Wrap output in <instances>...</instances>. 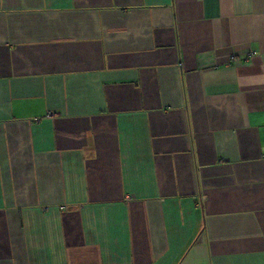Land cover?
Returning a JSON list of instances; mask_svg holds the SVG:
<instances>
[{"label":"crops","instance_id":"crops-1","mask_svg":"<svg viewBox=\"0 0 264 264\" xmlns=\"http://www.w3.org/2000/svg\"><path fill=\"white\" fill-rule=\"evenodd\" d=\"M0 264H264V0H0Z\"/></svg>","mask_w":264,"mask_h":264}]
</instances>
